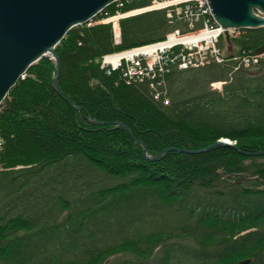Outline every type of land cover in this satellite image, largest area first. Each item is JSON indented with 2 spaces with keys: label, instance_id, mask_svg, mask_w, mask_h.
Segmentation results:
<instances>
[{
  "label": "trees",
  "instance_id": "16d2710c",
  "mask_svg": "<svg viewBox=\"0 0 264 264\" xmlns=\"http://www.w3.org/2000/svg\"><path fill=\"white\" fill-rule=\"evenodd\" d=\"M119 29L116 42L109 23L72 27L55 47L62 95L41 58L0 104V264H264V154H250L264 151V60L174 66L152 87L106 74L101 56L187 21L158 9ZM263 41L264 26L230 43L241 56ZM119 123L150 157L237 148L149 160Z\"/></svg>",
  "mask_w": 264,
  "mask_h": 264
},
{
  "label": "water",
  "instance_id": "95a60500",
  "mask_svg": "<svg viewBox=\"0 0 264 264\" xmlns=\"http://www.w3.org/2000/svg\"><path fill=\"white\" fill-rule=\"evenodd\" d=\"M115 1L117 0H0V104L18 79L23 77L27 68L41 58L56 62L52 87L62 95L58 87L59 59L55 51L56 45L72 27L92 19ZM206 1L213 20L224 29L228 43L229 28L247 29L264 26V0ZM228 50H231L230 44ZM262 52L264 41L255 49V53ZM46 53L51 55L47 56ZM74 108L80 109L79 106ZM87 119L95 124L103 123L89 116ZM119 125H122L142 146L143 154L149 160H155L171 150L196 153L215 146L237 148L230 139L222 138L197 150L169 147L151 158L146 156L145 144L134 138L125 124ZM250 154L262 155L264 151ZM249 261L243 259L236 264H248Z\"/></svg>",
  "mask_w": 264,
  "mask_h": 264
},
{
  "label": "built area",
  "instance_id": "2783aa9c",
  "mask_svg": "<svg viewBox=\"0 0 264 264\" xmlns=\"http://www.w3.org/2000/svg\"><path fill=\"white\" fill-rule=\"evenodd\" d=\"M133 1L145 0L115 1L117 9L113 13L114 16L115 14H122L124 18H128L148 11L167 9L169 18L173 17L175 13L177 17L185 19L187 21V29L185 32L175 29L160 41L102 55L99 65L106 73L111 74L119 70L122 72V76L132 81L150 77V79L154 80L151 86L155 87V84H159L174 66L178 69H188L206 65L212 60L218 63L224 61L221 47L218 45L220 38L224 34V29L213 20L206 0H149L144 6L132 7L126 10L121 9L125 3ZM106 21L107 18H103L98 22L106 23ZM111 25L113 38L118 42L120 39L119 25H116L115 28L113 24ZM227 31L231 39L238 38L242 33V29L235 28H229ZM196 36H200V39L192 40ZM185 38L192 39L182 41ZM231 58L237 60L238 65L248 67L251 63H257L261 59L264 60V52L243 54L241 56L235 54ZM132 69L135 70L134 73L131 72ZM220 85L221 82L212 83L215 88H220Z\"/></svg>",
  "mask_w": 264,
  "mask_h": 264
},
{
  "label": "rangeland",
  "instance_id": "374dc122",
  "mask_svg": "<svg viewBox=\"0 0 264 264\" xmlns=\"http://www.w3.org/2000/svg\"><path fill=\"white\" fill-rule=\"evenodd\" d=\"M147 1H149V0H147ZM138 7V6H137ZM153 8H157V7H153ZM126 10V9H125ZM113 13H115V12H109V11H104V10H102L101 12H99L97 15H95L92 19H89L88 21H86V22H84L83 24H79V25H76V26H82V25H87V26H90V25H92V24H96V22H98V21H100L101 19H103V18H107V21H106V24L107 23H109L110 25L111 24H113L114 25V28L116 27V25H119L120 24V20H122V19H124V16L122 15V14H118V15H116L115 14V16H114V14ZM122 17V18H121ZM95 20V21H94ZM109 21H111V22H109ZM98 23H100V22H98ZM75 27V26H74ZM111 27H112V25H111ZM231 41H232V39H231ZM130 55H134V54H132V53H129ZM160 54V53H159ZM235 55V54H234ZM131 57V56H130ZM129 57V58H130ZM136 57V56H135ZM134 57V58H135ZM133 58V59H134ZM44 59V58H43ZM54 61V60H53ZM134 69H132L131 70V72H133L134 73ZM128 127V126H127ZM129 128V127H128ZM233 143V142H232ZM146 156L147 157H150L149 156V154H147V150H146ZM152 158V157H151Z\"/></svg>",
  "mask_w": 264,
  "mask_h": 264
},
{
  "label": "bare ground",
  "instance_id": "6f19581e",
  "mask_svg": "<svg viewBox=\"0 0 264 264\" xmlns=\"http://www.w3.org/2000/svg\"><path fill=\"white\" fill-rule=\"evenodd\" d=\"M204 38H205V37H204ZM221 38H224L223 40L226 41L225 34H223V36H222ZM221 38H220V39H221ZM190 39H192V38H190ZM190 39H186V38H185V39H183L182 41H188V40H190ZM195 39H200V36L193 37L192 40H195ZM207 51H208V50H207ZM234 52H235V50H234L233 47L231 48L230 51H229V50H226V49H224V48L221 47V53H222V55H223L224 61L229 60V59L234 55ZM46 55H47V56H50L51 54L46 53ZM48 60H52V59H48ZM224 61H223V62H224ZM106 74H108V73H106ZM108 75H109V74H108Z\"/></svg>",
  "mask_w": 264,
  "mask_h": 264
}]
</instances>
